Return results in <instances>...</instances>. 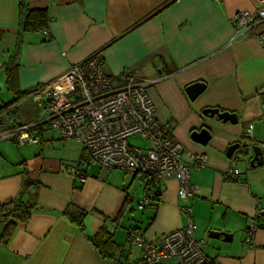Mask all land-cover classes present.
<instances>
[{"label": "crops", "instance_id": "0c3cea01", "mask_svg": "<svg viewBox=\"0 0 264 264\" xmlns=\"http://www.w3.org/2000/svg\"><path fill=\"white\" fill-rule=\"evenodd\" d=\"M46 9L47 33L18 31L16 0H0V132L39 122L27 130L36 143L0 138V204L16 200L26 179L27 195L36 207L26 222H16L3 241L0 264H133L141 254L131 233L151 241L186 223L174 176L160 183L157 204L134 215L133 183L143 192L139 174L103 172L88 161L82 144L63 139L47 122L44 99H34L71 64L96 54L112 83L122 74L153 80L148 93L157 119L169 136L205 163L192 167L196 190L189 206L193 237L213 264H264V164L251 167L249 147L264 142V44L256 37L235 36L230 19L252 10L254 0H27ZM258 31L264 33V24ZM202 82L204 90L190 99L185 87ZM234 112L236 124L202 113L204 108ZM251 127L247 136L248 127ZM207 128L205 144L193 141V130ZM239 142L230 157L226 147ZM246 145V146H245ZM248 149V152L246 153ZM84 161L81 183L67 171ZM237 169L232 179L223 174ZM129 176V177H128ZM137 206V205H136ZM138 208V206H137ZM85 211L82 225L92 236L105 224L116 244L114 258L103 257L65 211ZM139 209V208H138ZM253 242L245 228L255 217ZM120 214V215H119ZM210 230L231 234L230 241L209 237ZM161 264H178L170 259Z\"/></svg>", "mask_w": 264, "mask_h": 264}, {"label": "built area", "instance_id": "2783aa9c", "mask_svg": "<svg viewBox=\"0 0 264 264\" xmlns=\"http://www.w3.org/2000/svg\"><path fill=\"white\" fill-rule=\"evenodd\" d=\"M254 1V9L236 11L230 22L236 37L248 34L264 44V33L257 30L264 24V0ZM47 32L48 29L43 31ZM122 77L124 82L113 84L101 59L92 54L71 64L63 74L38 88L32 96L44 99L49 126L57 129L63 139L80 142L88 161L97 164L103 172L119 170L126 175H143V195L137 204L139 209L157 204L160 183L170 176L176 178L181 201L179 209L185 215L186 223L151 241L131 233L130 240L141 251L133 264H161L170 259L178 264H212L201 249L203 241L193 237V220L188 204L196 190L190 182V170L194 166H203L205 157L185 150L180 142L172 140L169 127L157 119L155 105L148 93L153 80L137 77L130 71L124 72ZM38 125L36 121L10 128L0 132V138L36 143L37 137L27 130ZM250 131L249 126L247 136ZM133 135L147 139L149 145L142 148L130 144L128 140ZM259 146L264 149V142ZM67 171L81 183L87 178L84 161L70 164ZM235 173L237 169L230 168L223 177L232 179ZM260 214L257 211L244 230V242L247 244L253 242Z\"/></svg>", "mask_w": 264, "mask_h": 264}, {"label": "trees", "instance_id": "16d2710c", "mask_svg": "<svg viewBox=\"0 0 264 264\" xmlns=\"http://www.w3.org/2000/svg\"><path fill=\"white\" fill-rule=\"evenodd\" d=\"M16 1L18 7L17 25L19 33L25 31L43 32L45 29L49 28L50 17L46 9L31 8L28 6L27 0ZM31 184L32 182L29 179H26L16 200L0 204V222L5 223L2 239L5 242L8 241L12 235L16 227V222H26L36 207L32 195L31 197L27 195L26 199L23 198V195L29 192ZM156 194H158V191ZM65 212L71 219L77 222L81 231L85 233L82 225V217L85 215V211L77 209L75 210L76 214L69 211ZM86 236L103 257L114 258L116 244L113 240V234L108 231L105 224H103L94 235L89 236L86 234Z\"/></svg>", "mask_w": 264, "mask_h": 264}, {"label": "water", "instance_id": "95a60500", "mask_svg": "<svg viewBox=\"0 0 264 264\" xmlns=\"http://www.w3.org/2000/svg\"><path fill=\"white\" fill-rule=\"evenodd\" d=\"M205 88V85L202 82H193L185 87V92L190 99H194L197 95H199ZM202 113L208 117H216L217 120L225 123L229 122L231 124H236L238 121L237 115L234 112L229 111H220L218 108H204ZM190 137L193 141L205 144L210 138V132L207 128L203 127L199 130H193L190 134ZM246 146V145H245ZM240 147L239 142H234L226 147L225 155L230 157L233 152ZM252 156L249 158L248 163L251 167L260 166L264 164V149H262L259 145H252L249 147ZM248 152V149L246 153ZM140 179L143 180V175H140ZM209 237L219 238L221 237L223 241H230L231 234L227 232L210 230L208 233Z\"/></svg>", "mask_w": 264, "mask_h": 264}, {"label": "rangeland", "instance_id": "374dc122", "mask_svg": "<svg viewBox=\"0 0 264 264\" xmlns=\"http://www.w3.org/2000/svg\"><path fill=\"white\" fill-rule=\"evenodd\" d=\"M128 141H129L130 144L138 146V147H142V148H145V147H147L149 145V141L147 139L142 138L139 135L131 136ZM136 187H137V183L134 182L133 186H132V189H131V194L133 196H135V197L139 196V199H141L142 195H143V192H142V190L140 188L137 189ZM138 202L139 201H136V199L131 202L132 207L134 209V215L136 217L141 216V214H142L141 212L143 211V210L137 208L136 205L138 204Z\"/></svg>", "mask_w": 264, "mask_h": 264}]
</instances>
